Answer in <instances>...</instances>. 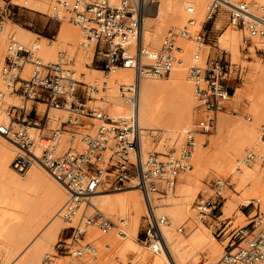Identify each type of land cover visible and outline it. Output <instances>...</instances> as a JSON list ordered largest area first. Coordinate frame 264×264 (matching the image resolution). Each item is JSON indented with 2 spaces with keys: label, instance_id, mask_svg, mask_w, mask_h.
Returning <instances> with one entry per match:
<instances>
[{
  "label": "bare ground",
  "instance_id": "bare-ground-1",
  "mask_svg": "<svg viewBox=\"0 0 264 264\" xmlns=\"http://www.w3.org/2000/svg\"><path fill=\"white\" fill-rule=\"evenodd\" d=\"M24 1L32 11L51 13L53 0H30L31 3ZM212 1L214 0H160L155 5L154 15L147 17L148 13H145L141 40L146 49L158 51L170 31L179 34L186 28L189 32L187 36H177L175 63L166 76L139 75L134 69L121 66L114 67L109 72L91 69L96 44L89 43L82 28L72 23L68 16L61 18L53 43L49 39L47 42L39 39L31 31L14 23L3 22L0 26L2 122L9 123L7 110L10 106H26L23 102L20 104L19 96L9 89L2 75L7 43L17 40L27 48L35 43L39 47L37 55L44 62H66V58H69L70 64L74 62L71 67L80 82L100 89L104 85L106 89L102 96L113 119L130 118L133 115L137 118L143 161L148 154V144L155 146V153H169L158 149L164 145V140H157V143L150 141L157 138L160 131L172 138V154L177 155L185 143L187 133L197 128L199 102L188 75L190 66H205L210 55H214L217 50L228 52L233 61L251 66L246 81L241 86H235V92L226 104L227 108L218 113L214 133L196 134L197 142L187 170L177 177L172 188L166 189L164 193L150 195L155 215L167 218V222L161 226L167 247L154 253L148 244H141L138 240L139 231L142 225L145 226V217L151 214V208L135 181L129 184L132 185L129 188L112 191L101 188L93 196L92 202L114 222V226L103 233L95 226H86L84 220L82 222V228L87 231L85 239L93 242L96 247L95 264H201L199 260L202 254H207V264H219L226 255V246L211 234L207 226L210 217L202 219L195 206L199 194L206 187L204 182L209 174H214L217 179L233 178L238 184L235 195L231 197L224 194L225 203L219 219L227 216L225 220H230L242 206L259 202L258 211L251 212L246 225L232 228L246 227L260 220L264 222V163L246 164L244 161L249 152L264 155V132L261 131H264V61L259 59L255 64L247 61L248 57L243 53V31L229 24L218 36L216 46L206 44L199 38V33L208 20ZM217 1L221 3V9L216 27L220 28L230 6L223 0ZM231 1L235 4L241 1L253 4L252 11L257 15L260 7H264V0ZM119 2L120 0H110L112 6H118ZM0 3L3 2L0 0ZM11 3L14 4L13 0ZM249 49L250 52L258 49L264 52V42L255 39ZM59 52L63 54V58L59 57ZM149 61L145 58L144 64L149 65ZM31 71L32 66L27 64L22 77L29 79ZM32 103L28 102L27 109H31ZM241 106L246 115H237V119L229 116L231 108ZM38 107L40 113L45 110L41 103ZM67 116L66 110L48 109V122L50 120L53 129L65 122ZM11 123L13 130L20 127L14 121ZM46 130L47 128L41 132L30 129L35 140L31 153L23 150L13 139L0 134V252L7 251V264H43L46 254L55 253V246L63 231L76 224V221L68 222L60 216L59 212L67 200V192L63 184L39 162L45 148L41 139ZM69 137L70 132L65 131L53 143L57 154L69 148ZM19 161L24 165L23 169L15 166ZM225 181L228 183L225 190L227 192L232 184ZM91 211L90 208L87 209L86 214ZM247 217L245 213H240V219ZM255 226L259 228L258 224ZM181 227L187 229L186 232H180ZM83 257L60 256L58 263L80 264L75 259L81 260Z\"/></svg>",
  "mask_w": 264,
  "mask_h": 264
},
{
  "label": "built area",
  "instance_id": "built-area-1",
  "mask_svg": "<svg viewBox=\"0 0 264 264\" xmlns=\"http://www.w3.org/2000/svg\"><path fill=\"white\" fill-rule=\"evenodd\" d=\"M1 1L0 26L6 18H10L11 7L14 5L11 0ZM159 2L120 0L118 6H112L110 0H53L49 17L60 21L62 17L68 16L72 23L82 28L86 40L96 44L95 58L101 63V70L109 72L121 66L134 69L139 75L166 76L175 63L177 36H187L189 32L186 28L179 34L170 31L158 51L146 49L141 40L144 15ZM223 2L230 6L227 10V24L243 31L244 52L250 53L249 48L255 39L264 42V7H260L257 15L252 11L253 4L247 1L237 4L231 0ZM220 9L221 3L212 1L208 21L215 19ZM199 38L205 41L207 37L200 34ZM48 39L53 43L55 37ZM38 50L35 43L29 48L17 40H11L8 44L2 75L9 89L26 106L8 108L10 121L6 124L0 120V134L13 139L23 150L31 153L35 140L30 129L42 132L46 128L48 109L66 110L68 113L66 121L53 129L49 138L48 135L42 137L41 142L45 148L39 162L63 184L67 192L60 216L68 222L76 221V224L69 228L70 236L56 244L55 253L45 255L43 264H59V256L81 258L95 255L93 242L84 243L87 231L82 228L83 220L86 226H95L103 233L110 231L114 222L96 208L92 202L93 196L101 188L112 191L127 187L133 181L144 192L151 208V214L145 217L144 242L154 253H158L167 247L161 229L167 218L155 215L150 195L164 193L166 189L172 188L177 177L187 170L196 146V134H211L215 130L218 113L227 108L226 104L235 92V86L242 80V68L232 63L226 51L222 52L221 58L208 60L205 66H190L188 75L199 102L197 128L187 133L185 143L177 155L152 153L143 161L137 118L133 115L130 118L113 119L102 96L106 89L104 85L100 89L80 82L66 62H44L37 55ZM257 52L264 53L262 49ZM59 57L63 58L61 52ZM145 58L150 60L149 65L144 64ZM27 64L32 66L29 79L22 77ZM30 101L33 104L31 109H27ZM40 103L45 106L41 113L38 107ZM12 121L20 127L13 130ZM65 131L70 132V146L57 154L53 143ZM244 161L246 164L264 163V155L249 152ZM15 166L18 169L24 167L20 161ZM227 185L225 180L215 179L212 183L214 195L208 199L204 195L199 196L195 206L202 219L215 217L221 212ZM258 203H252L253 210L258 211ZM89 208L92 211L86 214ZM251 224L253 229H249ZM251 224L227 230L228 251L219 264H264V222L260 220ZM256 224L259 225L258 229ZM230 225L231 221L222 232ZM179 230L183 232L184 227Z\"/></svg>",
  "mask_w": 264,
  "mask_h": 264
},
{
  "label": "rangeland",
  "instance_id": "rangeland-1",
  "mask_svg": "<svg viewBox=\"0 0 264 264\" xmlns=\"http://www.w3.org/2000/svg\"><path fill=\"white\" fill-rule=\"evenodd\" d=\"M28 1H30V0H28ZM13 2H14V4H17V6L12 5V7H11L12 8V14H11L10 18H6V20H4L3 22L14 23V24L18 25L21 28H24L26 30L31 31L32 33H34L36 35V37H39V39H41L43 41H46V42L48 41V37H50V38L55 37L56 38L57 33H58V29H59L60 24H61V21L52 20L49 17L50 14H41V13H38V12L30 10L28 8V5L25 4L24 0H13ZM31 2L32 1H30V3ZM210 4H211V2H210ZM3 5L4 4H2V6ZM155 10H156L155 9V5L151 6L146 12V13H148V14H146L147 17L151 16V15H154L153 13H155ZM50 12H51V10H50ZM218 14H219V12H218ZM218 14H217L215 19L210 20V21L207 20V22L205 23V25L202 28L201 32L199 33V36H200V34L206 35L207 38L205 39V41L202 38V41L204 43L209 44V45H213V46H216L218 36L223 33V31L226 29V27L228 25L227 24V21H228V17L227 16H228V14H227V11H226V18L224 20V23H223L222 27H220V28L216 27V20L218 19ZM211 32H212V37H211V39L209 41L208 40V36H209V34H211ZM9 42L10 41H8L7 44H9ZM222 52L223 51H221V50H217L215 52L216 54L215 53H214V55L211 54L209 58L210 59L221 58ZM243 53L248 57L247 61L249 63L255 64V62H258L259 59H262L264 61V53H262V52L253 51V52H250V53H246L243 50ZM95 56H96V52H95ZM228 56H229V59H231L233 64H237V66L241 67L242 70H243V76L244 77L242 78L240 83H238V85L241 86L243 84V82L246 81V78L248 76V73L250 71L251 66H250V64L246 65L243 62L233 61V59H232V57H231V55L229 53H228ZM66 62H67L68 67L70 66V69L73 70L72 67H71V64H73L74 62L72 61L71 64H70L69 63L70 62L69 58H66ZM90 68L91 69L101 70L102 66H101V63L99 62V59L94 57L93 63L90 66ZM233 70H235V68H233ZM19 101H20V104L22 105V101L20 100V98H19ZM241 108H236V107L231 108L229 110L230 112H228V114H230L229 116L232 117V118L234 117L235 119H237L236 118L237 115L238 116L239 115L240 116L246 115V113H244L243 106H241ZM48 123L49 124L46 127L47 130H46V134L45 135H48V137H50L51 134H52L51 130L53 128H51L50 120H49ZM261 131L264 132L263 129ZM213 133H214V131L211 134H213ZM158 137L157 138H152L150 141L157 143V140H162V141L164 140V145L162 147L158 148L159 151H163L164 153H168V152L172 153V150H171L172 149V146H171L172 138H170L169 136H166L163 133V131L159 132ZM154 151H155V146H152V145L148 144L146 152L148 154H152V153H155ZM148 154H147V156H148ZM147 156H146V159H147ZM215 179H217V177L214 176V174H209L207 176V178H206V180L204 182L206 184V187L199 194V196L203 194L204 198L206 199V197H210V196L214 195L213 186L211 184L214 182ZM224 180H227L230 184H232L231 185L232 187H230L227 190V192H225V196H231L232 197L233 195H235L237 193L236 189H237V185L238 184L233 180V178L224 179ZM131 186L128 185L127 187H124V188H129ZM199 196H198V198H199ZM252 210H253V204H251L248 207L242 206L241 210H239V212L237 211L233 215V217L230 218V220H225V218L227 216L219 219V217L222 215V213L219 212V213L216 214L215 217L208 218L207 226L211 230V234L220 243H222V244H224L226 246V244L228 242V237H227L228 235H225L227 230H231L232 227L246 225V222L249 221L248 218L251 216L250 213L252 212ZM243 211L245 212V214L248 217L244 218V219H240V213H242ZM196 212H195V214H197ZM229 221H232L233 224H231L226 229V231L222 232V229L225 226H227ZM144 224L146 225L145 222H144ZM249 229H253V224H251L249 226ZM186 230L187 229H185L184 232H186ZM70 234H71V230L69 228H67L66 230L63 231V233L61 234L59 240L67 239L70 236ZM138 240H139V242L141 244H143V242L145 241V226H143V225H142V227H141V229L139 231ZM85 242H90V241L85 239ZM8 258H9V256H8L7 251L6 250H2L0 252V264H7ZM75 261L80 263V264H95L96 263V261L94 260V255H86L81 260H76L75 259ZM199 261H200L201 264H207L209 262L207 254H202L201 260H199Z\"/></svg>",
  "mask_w": 264,
  "mask_h": 264
},
{
  "label": "crops",
  "instance_id": "crops-1",
  "mask_svg": "<svg viewBox=\"0 0 264 264\" xmlns=\"http://www.w3.org/2000/svg\"><path fill=\"white\" fill-rule=\"evenodd\" d=\"M211 37H212V32H211V34H209V36H208V40L210 41V39H211ZM244 212V211H243ZM245 213V212H244Z\"/></svg>",
  "mask_w": 264,
  "mask_h": 264
}]
</instances>
